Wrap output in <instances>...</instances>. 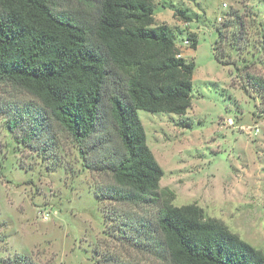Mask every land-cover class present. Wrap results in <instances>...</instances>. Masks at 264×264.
Segmentation results:
<instances>
[{
    "label": "rangeland",
    "instance_id": "1",
    "mask_svg": "<svg viewBox=\"0 0 264 264\" xmlns=\"http://www.w3.org/2000/svg\"><path fill=\"white\" fill-rule=\"evenodd\" d=\"M152 1L194 62L185 113L137 110L162 169L158 201L107 196V122L83 156L36 98L0 82V264H172L154 224L167 204L197 205L264 258V91L245 87L247 74L264 79V0Z\"/></svg>",
    "mask_w": 264,
    "mask_h": 264
},
{
    "label": "trees",
    "instance_id": "2",
    "mask_svg": "<svg viewBox=\"0 0 264 264\" xmlns=\"http://www.w3.org/2000/svg\"><path fill=\"white\" fill-rule=\"evenodd\" d=\"M77 1L61 8L64 0H0V82L36 98L83 156L107 122L116 138L103 155L113 179L107 196L154 204L162 169L137 110L185 113L194 62L180 56L170 27L155 23L152 0H98L94 10L92 1ZM213 49L215 60L228 64ZM246 82L264 91L260 76L247 74ZM154 224L172 264H264L260 252L197 205L167 204Z\"/></svg>",
    "mask_w": 264,
    "mask_h": 264
},
{
    "label": "built area",
    "instance_id": "3",
    "mask_svg": "<svg viewBox=\"0 0 264 264\" xmlns=\"http://www.w3.org/2000/svg\"><path fill=\"white\" fill-rule=\"evenodd\" d=\"M183 43H184V44H187V43H188V39H187V38H184V39H183ZM226 122H227L228 124H231L232 121H231L230 118H227V119H226Z\"/></svg>",
    "mask_w": 264,
    "mask_h": 264
},
{
    "label": "crops",
    "instance_id": "4",
    "mask_svg": "<svg viewBox=\"0 0 264 264\" xmlns=\"http://www.w3.org/2000/svg\"><path fill=\"white\" fill-rule=\"evenodd\" d=\"M154 19H155V17H154Z\"/></svg>",
    "mask_w": 264,
    "mask_h": 264
}]
</instances>
